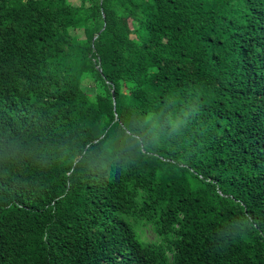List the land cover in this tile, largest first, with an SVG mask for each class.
Returning a JSON list of instances; mask_svg holds the SVG:
<instances>
[{"label": "trees", "instance_id": "trees-1", "mask_svg": "<svg viewBox=\"0 0 264 264\" xmlns=\"http://www.w3.org/2000/svg\"><path fill=\"white\" fill-rule=\"evenodd\" d=\"M0 264H264V0H0Z\"/></svg>", "mask_w": 264, "mask_h": 264}, {"label": "rangeland", "instance_id": "rangeland-1", "mask_svg": "<svg viewBox=\"0 0 264 264\" xmlns=\"http://www.w3.org/2000/svg\"><path fill=\"white\" fill-rule=\"evenodd\" d=\"M73 1V0H69ZM150 4H154L156 0H144ZM118 23L126 27L128 29L131 28V22L127 21L122 17L121 14L117 15ZM74 34L76 38L83 39L85 41H89L92 37V30L91 29H85L83 31L76 30L74 31ZM132 37V36H130ZM80 88L83 92H85L89 97L94 96L98 100V103L102 106L103 102L107 101L108 95L105 89L101 88L100 85L95 83L92 80L91 75H82L81 77V85ZM131 103V102H130ZM132 227L134 231L136 232L137 236L142 242L145 243H156L158 242V238L153 234L151 228L148 224H144L142 222H132Z\"/></svg>", "mask_w": 264, "mask_h": 264}]
</instances>
